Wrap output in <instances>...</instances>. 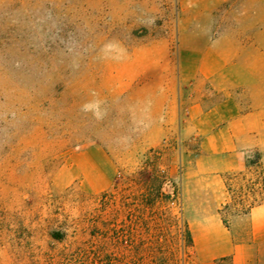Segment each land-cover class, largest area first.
Segmentation results:
<instances>
[{
	"label": "rangeland",
	"instance_id": "374dc122",
	"mask_svg": "<svg viewBox=\"0 0 264 264\" xmlns=\"http://www.w3.org/2000/svg\"><path fill=\"white\" fill-rule=\"evenodd\" d=\"M255 7L264 30V0L261 15L259 0H0V264H202L188 204L214 202L195 186L211 171L181 118L207 48L242 40L230 30L255 28ZM169 94L181 116L166 135ZM241 157L218 211L264 264L248 219L264 150Z\"/></svg>",
	"mask_w": 264,
	"mask_h": 264
},
{
	"label": "crops",
	"instance_id": "0c3cea01",
	"mask_svg": "<svg viewBox=\"0 0 264 264\" xmlns=\"http://www.w3.org/2000/svg\"><path fill=\"white\" fill-rule=\"evenodd\" d=\"M261 11L262 0H259V15ZM254 21L255 28L230 30V38L242 40L230 39L221 48L215 45L207 48L215 58L208 63L207 71L192 82L195 93L186 101L189 115L181 118L185 137L200 135L204 164L211 171L199 174L195 186L198 192L202 187L210 191L214 202L190 200L188 204L194 216L191 234L202 264H218L219 257L227 258L230 264H252L254 260L246 239L236 238L223 228L218 211L221 205L217 203L223 196L226 198L222 171L240 166L243 151L254 147L264 150V46L260 39L264 30L261 24L257 28L256 7ZM238 90L242 91L238 93ZM161 106L154 125L166 135L175 133L180 123V100L169 94ZM153 141L156 140L150 143ZM105 161L108 165L112 160ZM248 219L254 223L252 240L260 242L262 238L257 240V231L264 226V205L256 207ZM209 225L216 234H212Z\"/></svg>",
	"mask_w": 264,
	"mask_h": 264
},
{
	"label": "trees",
	"instance_id": "16d2710c",
	"mask_svg": "<svg viewBox=\"0 0 264 264\" xmlns=\"http://www.w3.org/2000/svg\"><path fill=\"white\" fill-rule=\"evenodd\" d=\"M187 237H188V241L191 244L192 243V235L191 232L189 230H187Z\"/></svg>",
	"mask_w": 264,
	"mask_h": 264
},
{
	"label": "clouds",
	"instance_id": "9594fccd",
	"mask_svg": "<svg viewBox=\"0 0 264 264\" xmlns=\"http://www.w3.org/2000/svg\"><path fill=\"white\" fill-rule=\"evenodd\" d=\"M93 107V105H91V104H86V105H84V110H90L91 108Z\"/></svg>",
	"mask_w": 264,
	"mask_h": 264
}]
</instances>
